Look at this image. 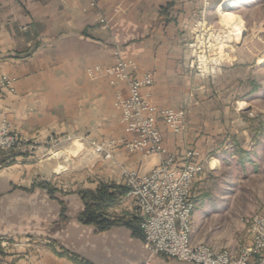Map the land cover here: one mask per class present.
<instances>
[{
	"label": "crops",
	"instance_id": "obj_1",
	"mask_svg": "<svg viewBox=\"0 0 264 264\" xmlns=\"http://www.w3.org/2000/svg\"><path fill=\"white\" fill-rule=\"evenodd\" d=\"M207 1L96 0L92 7L90 0H0V76L15 79L14 93L1 91L0 120L6 118L24 138H69L59 151L52 149L41 160L24 147L0 150V236L46 239V243L37 240L30 244V258L11 262V257H4L9 264H141L145 260L151 264H193L149 255L135 211L125 196L105 210L117 223L98 231L78 222L83 206L73 192L95 189L100 182L121 185L122 168L146 173L162 159L159 155L128 154L118 147L112 159L103 160L89 147L90 141L131 138L115 106L118 95H128L127 83L110 84L101 74L90 77L86 73L88 67L113 64L117 54L137 62L136 75L152 73V85L142 92L148 93L153 104L186 108L182 135L158 122L167 150L179 161L187 150H197L203 159V174L210 178L230 159H238L237 147L216 140L221 133L216 122L206 123L204 129L197 127L196 105L203 86L189 68L187 42L201 13L208 24L217 16L221 1ZM169 2L173 3L171 20L164 23L159 21V9ZM100 17L103 24L98 22ZM215 115L212 112L210 119H217ZM200 132L208 136L199 138ZM72 151L79 152L75 163L55 154ZM253 154L248 161H239L244 168L256 165ZM66 162L68 167L62 164ZM40 181L51 184L56 192L50 196L40 188L24 190ZM225 197L221 192H209L197 195L194 202L201 206L207 202L202 211L216 212L215 205ZM59 200L65 205L63 213ZM212 207L215 211H208ZM197 208L195 204L192 223L200 212ZM237 251L238 247L231 249L234 255Z\"/></svg>",
	"mask_w": 264,
	"mask_h": 264
},
{
	"label": "built area",
	"instance_id": "obj_2",
	"mask_svg": "<svg viewBox=\"0 0 264 264\" xmlns=\"http://www.w3.org/2000/svg\"><path fill=\"white\" fill-rule=\"evenodd\" d=\"M95 5L96 0H90V6ZM203 17L191 30L187 48L192 72L208 76L220 65V49L215 43L222 39V33H214L206 26ZM98 21L103 24L104 18L100 17ZM227 48L225 45L222 50ZM93 70L89 71L90 75L101 72L110 84L127 83L128 95H118L115 106L119 110V120L124 131L131 138L92 144V151L104 160L112 159L116 146H122L128 152L162 156L155 168L143 174L132 169H121V185L127 189L124 196L135 211L147 253L193 264H264L263 214L246 221L249 238L237 255L192 240L190 219L194 202L191 189L193 182L204 172L203 159L197 150L190 149L184 153L183 161H179L175 154L168 152L158 128V122L161 121L172 133L183 134L186 130V108H161L153 104L148 93L142 92L152 85V73L136 75L137 63L132 58L116 56L113 64L107 67L95 66ZM14 82L13 77L0 76V95L2 90L13 92ZM49 139L47 142L23 139L11 128L6 118L0 120L1 151L18 147L28 150L45 147L51 151L60 140ZM141 264L151 263L145 260Z\"/></svg>",
	"mask_w": 264,
	"mask_h": 264
},
{
	"label": "rangeland",
	"instance_id": "obj_3",
	"mask_svg": "<svg viewBox=\"0 0 264 264\" xmlns=\"http://www.w3.org/2000/svg\"><path fill=\"white\" fill-rule=\"evenodd\" d=\"M220 1L222 0H215L217 4ZM169 3L173 6L172 2ZM234 3L235 6L233 5ZM222 6L223 12L228 14L230 19L224 20L217 14L214 19H211L210 24H206L214 33L217 31L222 33V39L216 40L215 43L220 49V65L215 72L208 76L197 75L200 78L199 85L203 86L202 92L198 94L199 102L196 105L198 112L197 127L204 129L206 128V123L216 122L215 124L219 126V128L217 126V129L221 132L216 135V140L222 144H230L237 147L238 159H230L210 178L205 173L193 182L191 189L193 202L197 195H205L209 194V192H221L226 197L218 201L221 207L217 206L218 204L215 205L219 209L216 212H207V210L203 212L202 209H206L207 202L203 206L198 205V202H194V207L195 204L196 208L198 205L196 210L199 209L198 211L200 212H196L197 216L194 218L193 223L191 216L190 225L192 238L197 240V242H204L233 254L231 249L238 247L239 251L241 245H244L249 238L246 221L253 216L264 215V0H227L222 3ZM171 9L172 7L169 8L168 13H170ZM212 10L214 11V8ZM202 11L203 9H201ZM203 14L201 13L200 16H204ZM203 19L205 20V16ZM230 20L233 21L234 26ZM225 45L228 48L222 50ZM117 56L119 55L117 54ZM94 67L86 69V73L90 77H95L99 74L103 75L101 72H95L94 75H90L89 71H94ZM14 92L15 85L14 91L10 93ZM241 102H245L246 105ZM212 112L216 114L217 119H210ZM11 128L23 139L29 141L32 139L40 140L35 137L24 138L13 128L12 124ZM198 135L199 138L208 136L203 132ZM49 138H58L60 140L58 144L53 146L56 152L63 146V141L69 139L49 136L42 139L41 142H47V140H50ZM111 139L102 140V142H107ZM73 141L76 140L73 139ZM92 144H96V142L90 141L89 147ZM241 146L249 147L250 150L244 151ZM118 147L122 146H116L113 152ZM251 150H255V152ZM26 151L31 156L33 155L34 158L40 160L47 158L50 152L45 147L35 148L34 150L26 149ZM125 151L128 154H141L139 152H128L126 149ZM56 152L55 154L59 156L60 160L64 157H69V160L71 159L75 163L79 159V152L75 153L72 151L70 154L60 152L61 155ZM252 153H254L255 167L253 166L252 168L247 165L244 168L245 166L243 167V164L239 161L242 159L248 161ZM141 155L145 157L152 156ZM62 164L66 167L69 162ZM136 171L140 173L138 170ZM29 201L25 199L24 202L29 203ZM80 202L83 206V202L81 200ZM213 208L208 209V211H215L216 208ZM193 211L195 210L193 209ZM37 240H43L46 243L45 238L37 236H0V264L1 262L9 264L8 261L4 260V257L8 260L11 257V262L13 260L18 261L21 258L25 259L24 256L30 258V244H34L33 242H37Z\"/></svg>",
	"mask_w": 264,
	"mask_h": 264
},
{
	"label": "trees",
	"instance_id": "obj_4",
	"mask_svg": "<svg viewBox=\"0 0 264 264\" xmlns=\"http://www.w3.org/2000/svg\"><path fill=\"white\" fill-rule=\"evenodd\" d=\"M170 7H172V4L167 3L164 7L159 9V21L167 23L171 20L168 13ZM36 188L46 190L50 196L56 192V189L45 181L33 183L26 191L31 192ZM126 190V187L122 185L104 182H100L95 189L83 188L76 190L73 193H75L83 202V207L77 214L78 222L86 225H93L98 231L110 228L117 223V220L109 218L105 213V210L116 203L120 197L124 196ZM58 203L60 211L63 213L65 205L61 200H59ZM83 263L88 264L86 262Z\"/></svg>",
	"mask_w": 264,
	"mask_h": 264
},
{
	"label": "bare ground",
	"instance_id": "obj_5",
	"mask_svg": "<svg viewBox=\"0 0 264 264\" xmlns=\"http://www.w3.org/2000/svg\"><path fill=\"white\" fill-rule=\"evenodd\" d=\"M224 1H227V0H222L221 1V4L219 5V6H217V10H216V13L221 17V18H224V20H227V19H230V16L228 15V14H226V13H224L223 12V10H222V3L224 2ZM233 1V0H232ZM237 2V1H236ZM230 3H231V1H230ZM235 4V3H234ZM205 21V20H204ZM206 22V21H205ZM230 22H231V24L234 26L235 24L234 23H232L233 21H231L230 20ZM206 24H207V22H206Z\"/></svg>",
	"mask_w": 264,
	"mask_h": 264
}]
</instances>
